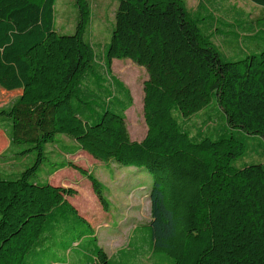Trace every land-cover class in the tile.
<instances>
[{
	"label": "trees",
	"instance_id": "16d2710c",
	"mask_svg": "<svg viewBox=\"0 0 264 264\" xmlns=\"http://www.w3.org/2000/svg\"><path fill=\"white\" fill-rule=\"evenodd\" d=\"M55 1L0 0V101L14 96L0 105V128L8 139L0 157L10 156L0 161L22 162L35 154L30 165L0 172V264H49L54 258L68 264L62 250L86 238L94 246L81 257L83 264H135L146 248L144 241L142 248L109 256L67 199L76 190L47 180L72 166L90 180L107 209L103 183L92 172L71 161H49L44 180L34 178L50 158L47 146L61 143L59 135L76 143L70 152L83 149L151 174L150 220L144 225L156 264H264V163H235L247 153L245 139L264 140V48L224 58L211 32L200 31V1L192 14L184 0H117L103 55L107 71L113 58L123 57L147 71L142 100L147 128L135 140L125 120L132 96L123 82L107 96L117 103L101 107L89 98L95 57L84 37L89 0H76L73 33L55 29ZM252 1L264 7V0ZM210 103L244 142L233 131L193 138L181 127L179 116Z\"/></svg>",
	"mask_w": 264,
	"mask_h": 264
},
{
	"label": "rangeland",
	"instance_id": "374dc122",
	"mask_svg": "<svg viewBox=\"0 0 264 264\" xmlns=\"http://www.w3.org/2000/svg\"><path fill=\"white\" fill-rule=\"evenodd\" d=\"M200 6L197 12L201 17L199 24L201 33L211 32L212 39L216 48L221 55L226 59H236L244 56L247 52L258 51L264 48V7L253 2L252 0H184L190 12L195 11L198 2ZM117 0H89L90 16L88 18L87 26L85 29L84 37L89 41L94 50V61L92 63L91 83L89 87L93 93L89 96L98 105L105 107L116 102V98L110 97L108 102V95L113 92L119 82H123L130 90L132 96V105L125 111L126 124L129 135L132 139L141 140L146 132V123L143 117V82L147 77V71L144 66L139 65L128 57L113 58L110 64V69L107 71L106 62L104 58V50L110 40L111 30L114 23V13L117 6ZM55 14V29L60 33H73L79 18L76 0H56L54 5ZM227 29V30H225ZM256 37H251L249 34H256ZM256 44V45H255ZM103 55V57H102ZM82 82L85 83L83 79ZM11 96L7 101H0V105L7 103L13 99ZM98 108L93 105L90 111L94 113ZM100 112V111H99ZM178 115V113L176 112ZM181 127L187 131L193 138H199L207 135L212 138H218L228 135L231 131L241 141L244 138L235 129H231L224 119L222 110L214 103H210L197 112L192 113L187 117L179 116ZM0 128V152H2L8 145L6 135L1 132ZM64 144H74V142L64 136L58 137ZM59 144L52 143L48 145V151H51L50 158L44 161L40 170L34 174V178L46 176L45 173L50 168V162L53 159L57 162L71 161L74 164L85 168L98 177L104 172L105 178H100L103 182V189L110 203L107 209H104L99 202L93 203L91 199L90 190L92 188L90 180L77 169L65 167L64 170L59 171L51 180L60 186H69L76 190V198L78 204L86 206L90 212H93L94 218L104 220L99 213L102 209L109 213V220L106 227H102L99 232L101 234L100 242L109 251L113 252L117 247L123 244L126 239L127 230H121V234L116 239L110 238L107 234L120 227L117 222V215L124 214V211L135 210L129 216L127 213L125 218H131L134 221H146L149 218V203L145 200L140 191L144 193L148 191L151 183V174L144 167L133 166L132 171L123 169L124 165L114 162H105L101 167L98 163L92 165L88 162L86 153L82 151L76 152L74 155H65L64 153H52L56 149H60ZM244 147L247 150L246 155L239 157L235 163L239 166L250 162H263L264 163V140L259 136H253L250 139H245ZM85 151V150H83ZM87 152V151H85ZM88 153V152H87ZM54 154V155H53ZM91 155L90 153H88ZM55 157H53V156ZM92 156V155H91ZM93 157V156H92ZM10 158L9 155L1 156L0 159ZM95 158V157H93ZM35 159V154L32 152L26 157H23L22 162L14 161V159H7L0 161V172L18 171L30 165ZM99 160V159H95ZM50 161V162H49ZM102 161V160H100ZM104 162V161H103ZM136 168L142 173L136 172ZM75 171L81 174L86 180L79 178ZM118 178L116 182L114 179ZM41 181L44 178H40ZM146 180L141 190L137 186L139 181ZM119 184L118 193H113L114 187ZM134 187L135 193L127 195L128 189ZM93 190V189H91ZM131 190V194H132ZM96 196V194L93 192ZM99 201V200H98ZM111 201V202H110ZM105 214L103 213V217ZM107 220V219H106ZM141 228V227H140ZM138 232V230H137ZM161 258V257H160ZM162 262V260H161Z\"/></svg>",
	"mask_w": 264,
	"mask_h": 264
},
{
	"label": "crops",
	"instance_id": "0c3cea01",
	"mask_svg": "<svg viewBox=\"0 0 264 264\" xmlns=\"http://www.w3.org/2000/svg\"><path fill=\"white\" fill-rule=\"evenodd\" d=\"M60 136H64V135H60ZM59 137V136H58ZM66 138H68L67 136H64ZM70 139V138H68ZM58 140L60 141V139L58 138ZM72 140V139H70ZM73 141V140H72ZM61 142V141H60ZM74 142V141H73ZM58 146H62L64 147L65 149H56V151H52V153L56 154V153H64L65 155H74L76 152L78 151H82L84 153H86L87 157H88V162H92L90 163L91 165L93 163H98L101 167H103V165H105V162L108 163V162H111V163H114V161H100V160H95L96 158H93L91 155H89L87 152L83 151V149H78V150H73V152H70L72 150V148L74 146H76V143L74 142V144H64V143H60ZM49 154H51V151H48ZM53 154V155H54ZM52 155V156H53ZM55 157V156H53ZM62 162V161H60ZM53 163H57L56 160L53 159ZM67 167V166H65ZM65 167H62L56 171H54L51 175L47 176V180L52 183V184H55L54 182H52V178L59 172V171H62L65 169ZM68 169L71 167H67ZM123 169H127L128 171H132L133 169V166H124ZM140 168H136V172H139V173H142L140 170ZM75 173L79 176V178L83 179V180H86L81 174L77 173L75 171ZM96 176V175H95ZM104 176V172L100 175H98V179L100 180V178H105L103 177ZM114 179V178H113ZM118 178L114 179L116 182ZM87 181V180H86ZM101 181V180H100ZM102 182V181H101ZM146 180H142L139 181V185L137 186L140 187V186H143L145 184ZM103 183V182H102ZM57 185V184H55ZM104 185V184H103ZM134 187H131V190L132 191V194H131V190L128 189L127 191V195H133V193H135ZM92 189V188H91ZM90 190V194L88 193V195L91 196V199L93 200V203H95V201H97V204L99 205V201H98V198L97 196H95L93 194V190ZM138 190H141V188H138ZM113 193H118L120 194V192L122 193V191H119V184H117L116 187H114ZM140 193L143 194L145 200L149 203V209H150V201H149V197H148V191H146V193H144V190L140 191ZM107 198H109L108 195H106ZM76 193L72 194V195H68L67 196V199L76 207V209L78 210V212L83 216L85 217L89 223L91 224V226L93 227L94 229V233L97 237V240H96V244L99 245L100 247H102L104 249V251L109 255V256H113L115 255L121 248H126V249H138V248H142V245L144 243V241L147 242L146 244V248L144 250H142L143 252L138 254L135 258V264H156V260L153 261V259L155 258V255H154V250L152 249V247H150V239H149V233H148V230L145 228V225L144 223H147L149 220H150V213H149V218L146 220V221H134L133 219L131 218H127L128 220H126L125 216L127 213L129 216H131L132 213L136 212L135 210H127V211H124V214H118L117 215V222L116 223H119L120 224V227H118L117 229H115L114 231L112 232H108L107 231V234L110 236V238H113V239H116V237H118V235L121 234V230H127V234H126V239L124 240L123 244H121L119 247H117L113 252H109L100 242V239H101V234L104 233V231L102 233L99 232V230L104 226L106 227L107 224H108V220H109V213H106L103 209L102 211H100L99 213V216H101L104 220H100V218H94L93 216V212L90 210H88L86 208V206H81L80 204H78L77 201V198H76ZM111 202V201H110ZM110 204V203H109ZM103 213L105 214V216L103 217ZM137 213V212H136ZM107 219V220H106ZM141 227V228H140ZM138 230V232H137ZM74 244L76 245L77 242L73 243V246L69 249H65L64 251L62 250V253L66 256H68L67 258H63L64 260H67L68 261V264H83L82 263V260H81V257H84L87 255V252L86 251H93V243L90 239L86 238V239H83V240H80L79 241V244L77 245V247H74ZM69 250V251H68ZM53 252V250H52ZM59 250H55L54 253H58ZM34 257V256H33ZM64 257V256H63ZM44 259V258H43ZM58 258H54L52 259L54 262H52V260H50V263L49 264H56V260ZM29 264H46L44 263L43 261L41 262H37V261H29Z\"/></svg>",
	"mask_w": 264,
	"mask_h": 264
}]
</instances>
